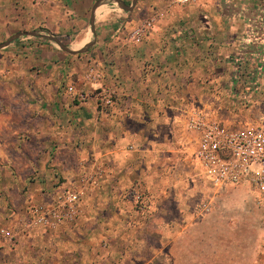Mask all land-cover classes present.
Masks as SVG:
<instances>
[{
  "label": "crops",
  "instance_id": "obj_1",
  "mask_svg": "<svg viewBox=\"0 0 264 264\" xmlns=\"http://www.w3.org/2000/svg\"><path fill=\"white\" fill-rule=\"evenodd\" d=\"M133 1L0 0V35L38 30L73 50L93 42L77 54L34 36L7 46L15 71L19 51L38 57L26 59L24 87L0 102V228L15 234L0 260L264 264L194 245L204 238L194 232L210 222L200 204L211 183L186 126L194 109L247 123L264 94L252 90L264 70V0ZM147 19L153 28L134 42ZM92 65L100 80L88 79ZM100 87L115 91L112 104ZM66 187L82 192L75 218L55 229L33 225L29 205H50Z\"/></svg>",
  "mask_w": 264,
  "mask_h": 264
},
{
  "label": "built area",
  "instance_id": "obj_2",
  "mask_svg": "<svg viewBox=\"0 0 264 264\" xmlns=\"http://www.w3.org/2000/svg\"><path fill=\"white\" fill-rule=\"evenodd\" d=\"M195 0H171L172 3L190 4ZM152 19L139 23L132 31L134 42H142L153 28ZM263 68L255 73L252 90L260 92L264 84L261 83ZM234 80L240 77L239 69L234 71ZM88 79L100 80V69L92 65L88 69ZM98 93L105 104L114 102L115 91L100 87ZM69 91H73L69 87ZM78 95L85 99L84 92ZM186 126L196 135L197 148L195 156L198 159L204 174L210 183L217 189H224L230 185L248 186L255 195V200L264 205V109L260 119L255 123L242 125H229L223 120L200 110L194 109L187 114ZM82 199V192L73 187L64 188L63 192L52 198L50 205L47 203L30 204L28 207L29 218L32 224L38 227L55 229L57 226L75 218L76 208ZM145 197L137 196V203L145 205ZM213 202L206 199L201 202L202 212L208 213ZM0 236L13 239L15 234L7 228H0Z\"/></svg>",
  "mask_w": 264,
  "mask_h": 264
},
{
  "label": "rangeland",
  "instance_id": "obj_3",
  "mask_svg": "<svg viewBox=\"0 0 264 264\" xmlns=\"http://www.w3.org/2000/svg\"><path fill=\"white\" fill-rule=\"evenodd\" d=\"M11 36L0 35V43L5 42ZM8 51V47L0 49V102L3 104L10 101L8 96H4L5 92L19 91L24 87L21 80L25 77V74H29L30 69L32 70L27 60L32 56L38 57V55H32V53L25 54L24 50L19 51L18 55L20 56L13 60L21 61L22 67L16 61L18 70L15 71L13 69L15 65L9 62L10 52ZM17 75L18 82H15ZM263 107L264 94H259L253 107V113L251 116L249 115L250 118L247 123L257 122L262 115ZM199 184L201 183L199 182ZM209 187L207 192L203 193L205 197L202 201L211 199L213 202L211 211L206 213L210 222L201 225L199 230L194 232L195 235L201 234L204 237L200 240L196 238L195 241L197 242H194V245H201L205 252L211 251L213 248L219 251L224 250L225 255L232 258L239 255L248 258V256L255 254L254 256L259 259V262L264 263V257L262 259L261 253L264 246V205L261 206L256 202L254 192L248 186L230 185L222 190L217 189L212 184ZM198 198H201V195ZM0 237V246H2L6 239ZM0 264L10 263L8 259L6 261L1 259Z\"/></svg>",
  "mask_w": 264,
  "mask_h": 264
},
{
  "label": "water",
  "instance_id": "obj_4",
  "mask_svg": "<svg viewBox=\"0 0 264 264\" xmlns=\"http://www.w3.org/2000/svg\"><path fill=\"white\" fill-rule=\"evenodd\" d=\"M137 2V0L133 1V5H135ZM92 30L94 32L95 28H94V18H92ZM23 36H34V37H41V38H46L48 40H51L55 43H57L63 50L71 53V54H77V53H81L86 51L92 44L93 42H90L89 44L86 45V47H84L81 50H73L70 47H68L67 45H65L64 43H62L60 41V39L52 34L49 33H44L38 30H33V31H19L15 34H13L9 39H7L5 42L0 43V49L7 47L8 45H10L11 43H13L14 41H16L17 39L23 37Z\"/></svg>",
  "mask_w": 264,
  "mask_h": 264
},
{
  "label": "bare ground",
  "instance_id": "obj_5",
  "mask_svg": "<svg viewBox=\"0 0 264 264\" xmlns=\"http://www.w3.org/2000/svg\"><path fill=\"white\" fill-rule=\"evenodd\" d=\"M104 13V12H103ZM84 42V41H83Z\"/></svg>",
  "mask_w": 264,
  "mask_h": 264
}]
</instances>
